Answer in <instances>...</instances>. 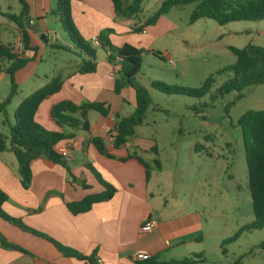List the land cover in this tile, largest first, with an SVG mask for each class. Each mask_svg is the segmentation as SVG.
Masks as SVG:
<instances>
[{"label": "crops", "instance_id": "0c3cea01", "mask_svg": "<svg viewBox=\"0 0 264 264\" xmlns=\"http://www.w3.org/2000/svg\"><path fill=\"white\" fill-rule=\"evenodd\" d=\"M162 1L159 0L160 5ZM26 3L33 27H25L30 36V45L35 47L38 37L44 40L43 34L46 31L51 32V21L57 22L61 27L62 24L51 13L56 0H26ZM166 15L161 16L155 25L136 32L133 28L142 25L148 18L143 7L140 14L125 18L117 16L111 0L72 2L74 25L92 47L94 37L104 30H111L110 41L114 46L120 47L129 43L154 53L153 44L157 38L170 35L174 31L175 25L167 20ZM165 20L166 26L157 29ZM12 23L9 26L18 31L15 34V48L24 56L33 57V60L14 76L18 93L9 106L13 105L10 117L13 119L16 107L25 97L54 77H59L62 80L60 92L42 103L36 119L49 130L74 134L75 137L60 143V147L67 144L71 146L70 158L66 160L71 176L65 166L52 165L39 159L32 164V182L28 189L21 183L15 154L10 150L0 152V188L8 196L3 209L9 215L21 219L27 227L48 235L85 257H91L92 261L67 256L50 240L16 227L0 217V233L9 242L26 250L23 252L0 245V264H185L182 262L185 259L191 260L188 264H207L206 250L202 246L205 236L202 205L194 202H190V205L168 202L161 188L151 185V172L147 178L145 167L137 159L120 160L127 157L129 151H134L151 165L148 159L153 157L155 163L159 155L153 151L154 147L158 150L157 145H152V139L137 135L140 125L136 127L135 135L122 147L115 148L113 143L106 140L108 132L115 127L114 121L118 117L131 115L137 103L135 90L131 87L123 89L120 94L114 91L115 76L112 75L107 49L102 48L100 52L94 47L95 71L80 73L82 62L92 59L69 40L64 46L71 48L70 50L58 47L59 52L68 53L67 59L64 58L60 64L55 63L48 76L43 78L39 68L42 59L34 51H26L21 47V28L17 23ZM7 75L0 72V101L11 90V79ZM138 78L149 88L152 95L151 106L154 105L153 92L156 90L150 87L152 81H143L140 73ZM25 84L28 87L19 93L20 87ZM65 100L77 104L101 102L109 109V115L104 117L96 111H90L89 133L81 127L75 129L59 126L51 118L50 111L54 104ZM156 109H160L158 105ZM89 135L103 137L108 151L114 157L100 154L88 142ZM153 152L151 156L149 153ZM87 164H91L104 180L113 184L116 192L111 199L95 203L89 211L73 214L67 208V202L79 201L89 194L104 190ZM150 218H155L157 224L151 231L142 232L141 226ZM137 250L147 251L153 258L149 261H135L133 254Z\"/></svg>", "mask_w": 264, "mask_h": 264}, {"label": "rangeland", "instance_id": "374dc122", "mask_svg": "<svg viewBox=\"0 0 264 264\" xmlns=\"http://www.w3.org/2000/svg\"><path fill=\"white\" fill-rule=\"evenodd\" d=\"M159 5V0H143L146 17ZM195 6L196 3L175 6L165 14L167 20L174 23V31L159 36L153 44L154 51L160 55L144 50L140 70L143 81L198 88L208 76L214 75L211 92L215 93L231 76L218 71L237 59L230 46L241 48L249 43L264 46V20L220 25L213 19L203 18L190 23ZM21 9L20 0H0V39L14 47L18 31L9 26L13 23L3 14L19 13ZM49 26L57 40L45 42L38 37L35 41L34 53L42 59L36 61L40 63L43 78L55 63L67 59L68 53L59 52L58 47H65L71 40L57 22L51 21ZM164 26L166 20L157 29ZM93 47L102 51V47ZM3 63L6 65L5 61ZM27 87L28 84L21 86L19 93ZM242 93L240 99L236 92L219 97L196 114L190 106L197 100L154 91V105L137 129L139 137L152 139V145H157L159 150L160 170L153 157L148 159L151 185L160 187L168 202L202 205L205 233L202 246L206 250L207 264H264V228L246 229L254 220V211L243 135L238 125L247 111L264 110V82ZM199 101L209 103L210 95ZM157 105L160 109H156ZM227 106L229 113L225 112ZM12 107L8 108L9 113ZM2 121L0 114V130L7 133ZM198 143L202 145L199 149L196 148ZM149 154L153 156L154 152Z\"/></svg>", "mask_w": 264, "mask_h": 264}, {"label": "trees", "instance_id": "16d2710c", "mask_svg": "<svg viewBox=\"0 0 264 264\" xmlns=\"http://www.w3.org/2000/svg\"><path fill=\"white\" fill-rule=\"evenodd\" d=\"M75 0H56L55 8L51 11L52 15L58 17L63 29L68 33L69 38L76 48L89 55L92 60H84L80 65V73H90L95 71L96 49L91 46L78 33L72 19V2ZM118 17L130 18L142 12L143 0H132L126 3L125 0H111ZM22 10L20 14L5 13L10 21L17 23L21 28V40L24 50L34 51L35 47L30 45V36L25 27L24 19L28 15V5L26 0H20ZM196 3L189 22L194 23L200 19H213L220 25H226L236 21H262L264 20V0H163L160 7L149 16L142 25L134 27L136 32L144 31L147 26L155 25L158 19L167 14L175 6H183ZM111 30L102 31L97 37L102 48L110 53L108 60L111 63H117L118 70L115 75L114 91L120 94L125 88L131 87L136 93V108L129 116L118 117L114 121L117 131L114 147L124 146L130 138L136 133V127L141 125L145 119L146 113L152 104V95L138 78L143 61L142 48H138L129 43L120 47L114 46L110 41ZM46 41L47 38L45 37ZM70 50L69 47H62ZM237 59L232 65L222 68L219 74L230 73L231 76L220 85L215 93L211 92L215 82L214 75L208 76L198 88H191L179 85H170L162 81H152L150 87L160 93L174 96H188L197 100L190 106V110L196 114L202 113L204 108L212 104L216 99L231 92H236L237 98L243 97V91L253 85L264 82V46L249 43L241 48L230 46ZM160 55L159 52H154ZM33 57L24 56L10 42L5 43L0 39V72H5L11 79V90L9 95L0 101V114L3 115V126L7 133L0 130V152L12 151L18 162V171L21 183L28 189L32 182V164L39 159H43L52 165H63L67 168L71 176V169L67 161L60 152V143L66 139L74 138V134H67L60 131H52L44 127L36 119L37 112L42 103L60 92L62 80L54 77L41 88L33 91L25 97L14 111L13 119L10 117L8 108L13 98L18 93L17 84L14 76L16 72L26 66ZM6 62L4 65L3 62ZM210 95V102H201V98ZM229 106L225 112L229 113ZM96 111L104 117H108L109 109L101 102H84L81 104L69 100L54 104L50 114L53 121L59 126L70 128L81 127L86 133H89L90 123L88 113ZM243 135V144L246 154L248 168L249 188L254 211V220L246 229L264 228V110H249L242 115L238 121ZM88 142L92 144L100 154L108 157H114L107 148L106 140L97 135H89ZM202 147L197 144L196 148ZM155 154H159L156 147L153 148ZM137 159L146 169V176L149 178L151 165L137 152L129 151L121 161ZM155 165L161 169V161L157 157ZM97 180L104 187L99 193H92L83 199L74 202H67V208L73 214L89 211L97 202L111 199L116 192V187L110 182L104 180L100 173L91 165H86ZM84 187L88 188L86 184ZM8 199L7 194L0 188V217L8 223L19 227L25 231L31 232L37 236L46 238L53 242L55 246L65 255L75 257L80 260L92 261L91 257H85L79 252L70 249L51 239L48 235L27 227L19 218H15L3 209L4 202ZM0 245L8 249H16L26 252L21 246L9 242L0 233ZM185 264L191 262L190 259L182 261Z\"/></svg>", "mask_w": 264, "mask_h": 264}, {"label": "built area", "instance_id": "2783aa9c", "mask_svg": "<svg viewBox=\"0 0 264 264\" xmlns=\"http://www.w3.org/2000/svg\"><path fill=\"white\" fill-rule=\"evenodd\" d=\"M43 37L47 38V40L49 41H56L57 40V37H56V34H53L51 33L50 31H46L44 34H43ZM92 44L94 46H100V42H99V39L98 37H94L92 39ZM22 47V46H21ZM109 52L107 53V56H109ZM173 62V61H172ZM111 63V62H110ZM112 64V75L115 76L116 73H117V70H118V66H117V63H111ZM116 135H117V131L114 128H112L107 136H106V140L108 143H113L114 144V141L116 139ZM70 144H67L63 147H60V152L63 156V158L65 160H68L70 158ZM157 224V220L155 218H150L149 220H147L142 226H141V231L142 232H149L151 231L154 226ZM133 258L135 261H140V262H143V261H149L153 258V255L147 251H144V250H137L134 254H133ZM99 263H101V260H98Z\"/></svg>", "mask_w": 264, "mask_h": 264}, {"label": "water", "instance_id": "95a60500", "mask_svg": "<svg viewBox=\"0 0 264 264\" xmlns=\"http://www.w3.org/2000/svg\"><path fill=\"white\" fill-rule=\"evenodd\" d=\"M30 20H31V18H30V16H26V18H25V26L26 27H33L31 24H30Z\"/></svg>", "mask_w": 264, "mask_h": 264}]
</instances>
